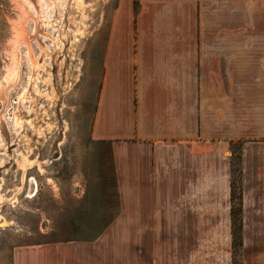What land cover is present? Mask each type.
Returning a JSON list of instances; mask_svg holds the SVG:
<instances>
[{"label": "crops", "instance_id": "1", "mask_svg": "<svg viewBox=\"0 0 264 264\" xmlns=\"http://www.w3.org/2000/svg\"><path fill=\"white\" fill-rule=\"evenodd\" d=\"M100 69L90 139L113 211L11 264H232L237 152L240 260L264 264V0H117Z\"/></svg>", "mask_w": 264, "mask_h": 264}, {"label": "rangeland", "instance_id": "2", "mask_svg": "<svg viewBox=\"0 0 264 264\" xmlns=\"http://www.w3.org/2000/svg\"><path fill=\"white\" fill-rule=\"evenodd\" d=\"M116 1L36 0V14L1 0L0 84L19 56L0 98V264L20 244L92 237L113 211L110 165L90 126Z\"/></svg>", "mask_w": 264, "mask_h": 264}, {"label": "trees", "instance_id": "3", "mask_svg": "<svg viewBox=\"0 0 264 264\" xmlns=\"http://www.w3.org/2000/svg\"><path fill=\"white\" fill-rule=\"evenodd\" d=\"M136 1V0H135ZM236 159V160H235ZM231 218H232V264H241L240 247L242 244V188H241V166L239 152L233 155L232 179H231Z\"/></svg>", "mask_w": 264, "mask_h": 264}, {"label": "bare ground", "instance_id": "4", "mask_svg": "<svg viewBox=\"0 0 264 264\" xmlns=\"http://www.w3.org/2000/svg\"><path fill=\"white\" fill-rule=\"evenodd\" d=\"M23 1L24 5L29 7V6H33L34 8V12L37 14L38 13V6H37V3H36V0H21ZM48 2V4L51 6L53 0H46ZM19 39L22 41V42H26V38L25 36H20ZM18 39V40H19ZM18 54L14 56V59H15V68L8 74L7 76V80H6V84H0V98L4 101L5 100V97L7 95V93L9 92V89L11 88V85L13 84V82L16 80V69H17V62H18ZM29 57L30 59L33 61V63H35V60L29 50ZM0 117H1V112H0Z\"/></svg>", "mask_w": 264, "mask_h": 264}]
</instances>
